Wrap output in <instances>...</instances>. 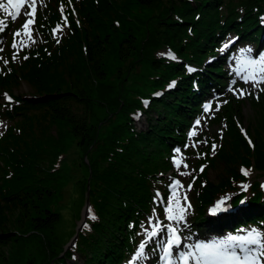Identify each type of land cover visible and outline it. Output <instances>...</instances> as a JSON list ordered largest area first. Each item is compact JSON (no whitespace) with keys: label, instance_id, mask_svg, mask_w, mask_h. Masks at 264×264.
<instances>
[{"label":"trees","instance_id":"obj_1","mask_svg":"<svg viewBox=\"0 0 264 264\" xmlns=\"http://www.w3.org/2000/svg\"><path fill=\"white\" fill-rule=\"evenodd\" d=\"M75 4L84 26L70 17L71 25L61 35L53 37L47 31L45 44L23 52L20 63H10L11 72L0 76V89L19 80L34 89L33 94L16 96L11 109L0 113L12 122L0 144V264H68L75 252L82 253L83 264L124 260L125 250L142 236L152 210L158 209L155 191H168L172 150L183 148L203 92L223 83L217 78L218 61L206 63L204 58L217 53L228 32L237 34L239 42L258 43L264 28V0ZM58 17L54 12L50 23ZM164 51L175 59L162 55ZM186 63L196 65L194 74L186 72ZM195 77L199 91L191 84ZM171 78L176 81L173 90L167 88ZM156 88L163 89L162 96H153ZM144 98L149 99L147 107ZM249 102L253 149L232 117L234 113L242 120V101L231 98L211 119L226 120L222 144L213 153L209 147L197 151V158L212 161L211 168L222 166L217 182L209 180L206 171L195 182L198 186L204 181L194 195L196 219L200 216V226L209 230H237L264 221V190L257 180L240 214L204 216L216 194L244 179L239 163L264 175V95ZM140 113L147 117L144 128L135 124ZM71 144L80 177L75 181L79 198L69 229L58 227L62 214L52 203L57 199L48 201L60 194L53 164ZM86 198L95 219L87 218L75 244L65 250Z\"/></svg>","mask_w":264,"mask_h":264},{"label":"snow or ice","instance_id":"obj_2","mask_svg":"<svg viewBox=\"0 0 264 264\" xmlns=\"http://www.w3.org/2000/svg\"><path fill=\"white\" fill-rule=\"evenodd\" d=\"M7 4L11 6V9L14 11H9L5 8L3 2H0V10L7 12L8 16L14 21L18 18L20 8L28 4L31 11H26L25 15L27 17H34L35 10L34 4L35 0H7ZM34 23L33 19H26L25 23L22 25L23 34L27 35L31 39L30 25ZM6 27V23L3 19H0V31H3ZM60 28L57 25V30ZM14 38L21 36V30L14 32ZM21 46H24V41H20ZM234 41H230L228 44H225L224 49L230 47ZM16 42L14 40L13 47L15 48ZM223 50V49H222ZM242 52L248 53L251 57L252 50L250 48L241 49ZM167 56L171 59H175L174 55L169 51ZM7 63V61H4ZM247 64L255 68L254 72L245 73L241 78L245 83H251L253 87H257L259 84L264 83V52H259L257 57L250 58L247 61ZM188 71H194V69L189 68ZM175 81L171 82L169 87H174ZM235 91L237 95L247 94L243 89H230ZM156 95H159L157 93ZM6 98L10 100V97ZM217 108L219 105L216 106ZM212 108L211 105L206 104L204 106V111L208 112ZM140 114H137L139 116ZM196 124L199 125L200 121L197 120ZM195 135V129L189 133V136ZM194 146V145H193ZM213 150H215L216 145L213 144ZM177 155L173 156V162L177 168L180 167L183 162L182 157L179 156L180 149L175 150ZM187 168V164L183 165ZM203 166L201 167V171ZM244 171V170H242ZM186 174V173H181ZM247 175V171H245ZM180 185L178 180H173L170 187L173 189L172 197L169 198V201L166 206V219L169 221L167 225L163 224L159 220L149 219L145 227H143V232L145 239L137 246L134 254L130 258L128 264H137L138 261L147 259L145 255V249L147 244L152 240V238L160 236L161 238L157 241V250L160 252L159 259L161 264H189L191 260L193 264H264V234L258 232L256 229H250L245 235H229L226 239L220 241H214L212 243H193L185 244L183 247L185 251L178 253L176 259L173 258V249L179 248L182 241L179 234L180 224L186 220V212L190 205L186 204L187 197H181L185 201V204H181L179 200L175 199V189ZM191 187V185H189ZM244 189L247 188V185L242 186ZM264 187V185H262ZM225 200H220L216 205L211 209L212 214H215L219 211H224L225 209ZM243 203V202H242ZM95 219L93 215L91 217ZM86 227V225H85ZM239 250V251H237Z\"/></svg>","mask_w":264,"mask_h":264},{"label":"rangeland","instance_id":"obj_3","mask_svg":"<svg viewBox=\"0 0 264 264\" xmlns=\"http://www.w3.org/2000/svg\"><path fill=\"white\" fill-rule=\"evenodd\" d=\"M4 1L6 0H0V2H3V3ZM45 1L46 0H36V6L34 7L35 13L37 10H39L41 4L44 3ZM5 8L11 11L8 4L7 6L5 5ZM31 10L32 9L29 8L28 4L23 5L20 8L17 19L21 20L23 24L25 23L26 19H34V17H27L25 15L26 11H31ZM1 11L5 15L8 16L7 12H5L4 10H1ZM64 28L65 27H63V29L60 30V32L58 33L60 34L64 32ZM21 32H22V35L15 37L12 41L11 46H7V45H4L3 47L0 46V51L10 49L9 54L7 56H3L0 58V73H3L5 70V67H8L10 63H13L14 66L19 64L21 60L20 52L24 49H27L33 46L38 41L39 37L42 35L38 30L36 31L33 24L30 25L31 39H29L27 35L23 34V30ZM232 34L234 33H229V35H232ZM14 40L17 45L15 48L13 47ZM21 40L24 41V46H21V43H20ZM245 48H251V47L249 45H244L243 47L239 49L237 48L234 51V58L236 59L237 56H240L241 54L243 55V53H245L243 56L248 55V53L241 51V49H245ZM4 61H7V63H4ZM240 65L241 64H237L235 65V67L237 68ZM254 71H255V68L250 67L246 62V64L243 66L242 74L239 77L241 78L243 75H245V73H251ZM242 82H243V86L240 87L239 89L245 90L246 93L250 89L254 88L251 83H245L243 79H242ZM33 91L34 89L25 80H19L17 84L11 85V87L9 88L0 89V96H1L0 101L2 100V97H6L5 94L7 93L9 94H28L29 93L30 94V93H33ZM232 93H233V96L236 98H244L246 96V94L237 95L235 91H233ZM241 107H242L241 126L247 129L249 118L251 114L253 113L252 107L250 106V104L245 98H244V101ZM210 111H213V108H211ZM232 116L238 118L237 116L234 115V113ZM146 120L147 119L144 116V114L140 115V118L136 120V126L138 128L146 127V123H147ZM220 124L221 122L216 125L213 124V125L205 126L203 122L200 125H196L194 127L195 135L191 137L189 136L187 139V143H186V145L191 150V152H194L196 148L201 147L205 143L206 138H209V137L210 139L217 138ZM6 126H7L6 122H3V121L0 122V134L2 133V131L4 130ZM74 147L75 145L71 144V146L67 150L59 154L58 158L54 162V166L56 167V183L59 186L60 194L59 193L55 194L54 197L51 198L48 202H51L52 200L57 199V201L52 202V203L54 206H56L54 208H57L62 214V221L58 226L59 228L66 227V228L71 229L72 222H73V216H74L75 211L77 210L79 191L75 187V181L77 179V176L80 177V173L73 166V161L76 159V156H77ZM175 155H177L176 152H175ZM179 156L182 157V160H183L180 167L177 168L175 164L173 165V171L176 174L173 180H178L180 182V185L177 186V188L175 189V199L179 200L181 204H185V201L182 200L181 197L186 196L188 198V194L190 192L189 185L191 183L190 177L192 176L193 166H190L189 161L192 160L193 157L189 154V152L188 153L180 152ZM184 164H187V168L183 166ZM239 165L244 167L246 170L248 169V167L245 166V164L239 163ZM221 172H222V166L220 165V167L218 168L212 167L208 169L206 174L210 180H212L213 182H217ZM181 173H186V174L182 175ZM253 176H251L250 178H252ZM261 182L263 181L261 180ZM172 194H173V189L171 188L169 195L163 202L164 212L161 215L165 216V219H166V206L169 201V198L172 197ZM186 204L188 205L187 201H186ZM189 209L190 208H188L187 210L188 214H189ZM166 222L167 224L169 223L167 219H166ZM191 222L192 220L190 218L187 221V223H191ZM82 258H83V255L81 253V255H78V262L74 264H83Z\"/></svg>","mask_w":264,"mask_h":264},{"label":"water","instance_id":"obj_4","mask_svg":"<svg viewBox=\"0 0 264 264\" xmlns=\"http://www.w3.org/2000/svg\"><path fill=\"white\" fill-rule=\"evenodd\" d=\"M87 204H88V200L86 199V205ZM85 208H86V206H84V208H83L81 220L79 221V223L77 225L75 236L77 235V232H78V230L80 229V227L82 225V221H84V219H85Z\"/></svg>","mask_w":264,"mask_h":264}]
</instances>
